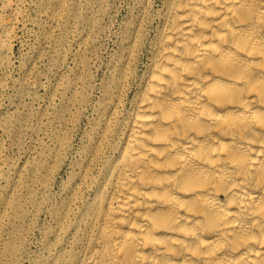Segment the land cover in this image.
Here are the masks:
<instances>
[{
	"label": "bare ground",
	"instance_id": "bare-ground-1",
	"mask_svg": "<svg viewBox=\"0 0 264 264\" xmlns=\"http://www.w3.org/2000/svg\"><path fill=\"white\" fill-rule=\"evenodd\" d=\"M23 1L0 0L2 63ZM165 4L133 106L103 131L117 140L54 214L70 249L48 264H264V0Z\"/></svg>",
	"mask_w": 264,
	"mask_h": 264
},
{
	"label": "rangeland",
	"instance_id": "rangeland-1",
	"mask_svg": "<svg viewBox=\"0 0 264 264\" xmlns=\"http://www.w3.org/2000/svg\"><path fill=\"white\" fill-rule=\"evenodd\" d=\"M166 10L165 0L23 1L0 57V264H48L70 249L54 214L92 147L117 140L102 138L106 123L130 112ZM0 14H11L1 2Z\"/></svg>",
	"mask_w": 264,
	"mask_h": 264
}]
</instances>
